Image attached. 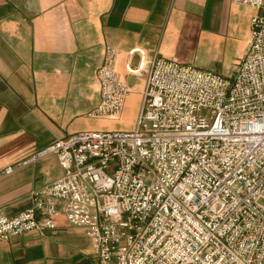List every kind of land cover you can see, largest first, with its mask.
<instances>
[{"label":"built area","instance_id":"built-area-1","mask_svg":"<svg viewBox=\"0 0 264 264\" xmlns=\"http://www.w3.org/2000/svg\"><path fill=\"white\" fill-rule=\"evenodd\" d=\"M118 60L107 46L91 118L124 112L131 89ZM126 69L145 77L134 129L75 133L2 169L0 180L55 156L64 175L18 215L0 209V240L53 230L62 212L101 264H264V15L251 18L233 78L141 49Z\"/></svg>","mask_w":264,"mask_h":264},{"label":"crops","instance_id":"crops-1","mask_svg":"<svg viewBox=\"0 0 264 264\" xmlns=\"http://www.w3.org/2000/svg\"><path fill=\"white\" fill-rule=\"evenodd\" d=\"M255 14L264 9L232 0H0V171L75 133L133 130L145 88V77L126 69L134 49L200 69L199 61L222 59L230 63L223 76L233 78ZM109 45L131 94L119 119H94L96 73ZM130 61L138 67L140 56ZM63 175L55 156L19 167L0 180V209L18 215L32 192ZM55 222L0 240V264H101L81 228L62 212Z\"/></svg>","mask_w":264,"mask_h":264},{"label":"rangeland","instance_id":"rangeland-1","mask_svg":"<svg viewBox=\"0 0 264 264\" xmlns=\"http://www.w3.org/2000/svg\"><path fill=\"white\" fill-rule=\"evenodd\" d=\"M199 65H202V68L209 71H215L220 73L221 75H226L225 66L230 64L225 60H213V59H205L203 61L198 62Z\"/></svg>","mask_w":264,"mask_h":264}]
</instances>
